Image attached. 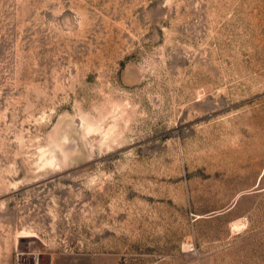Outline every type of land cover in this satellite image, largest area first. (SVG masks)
Here are the masks:
<instances>
[{"label":"rangeland","instance_id":"1","mask_svg":"<svg viewBox=\"0 0 264 264\" xmlns=\"http://www.w3.org/2000/svg\"><path fill=\"white\" fill-rule=\"evenodd\" d=\"M12 262L264 264V0H0Z\"/></svg>","mask_w":264,"mask_h":264},{"label":"bare ground","instance_id":"2","mask_svg":"<svg viewBox=\"0 0 264 264\" xmlns=\"http://www.w3.org/2000/svg\"><path fill=\"white\" fill-rule=\"evenodd\" d=\"M46 161H48V160H46ZM23 234L21 235V236H29L28 234H24V232H22Z\"/></svg>","mask_w":264,"mask_h":264},{"label":"built area","instance_id":"3","mask_svg":"<svg viewBox=\"0 0 264 264\" xmlns=\"http://www.w3.org/2000/svg\"><path fill=\"white\" fill-rule=\"evenodd\" d=\"M11 264H15L14 262H12Z\"/></svg>","mask_w":264,"mask_h":264}]
</instances>
